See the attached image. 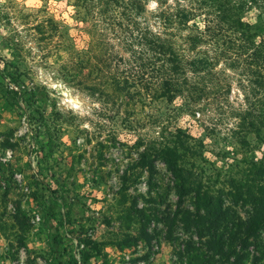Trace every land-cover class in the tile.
<instances>
[{"label": "rangeland", "instance_id": "1", "mask_svg": "<svg viewBox=\"0 0 264 264\" xmlns=\"http://www.w3.org/2000/svg\"><path fill=\"white\" fill-rule=\"evenodd\" d=\"M17 2L0 0V51L22 56L18 62L45 103L28 117L0 95V264H48L52 236L63 243L68 264H264V230L247 245L240 240L252 207L226 197L222 216L211 219L197 211L193 195L179 204L161 160L153 172L136 171L127 203L120 201L122 177L138 160L132 146L139 136L155 137L160 126L202 142L209 173L231 164L228 139L246 109L245 78L221 64L196 103L104 104L53 54L41 52L20 23L21 11L34 13L43 1ZM56 6L58 16L73 12L67 0ZM156 6L150 0L148 9ZM50 137L59 149L52 157ZM248 156L260 159L263 150ZM48 188L60 204L46 222Z\"/></svg>", "mask_w": 264, "mask_h": 264}, {"label": "trees", "instance_id": "2", "mask_svg": "<svg viewBox=\"0 0 264 264\" xmlns=\"http://www.w3.org/2000/svg\"><path fill=\"white\" fill-rule=\"evenodd\" d=\"M42 1L34 13L21 11L20 23L41 52L53 54L104 104L196 103L221 64L245 78L246 109L228 139L231 164L209 173L202 142L182 128L160 126L155 137L139 136L132 146L138 160L122 177L120 201L127 203L136 171L153 172L161 160L175 180L179 204L193 195L198 212L218 219L227 197L252 207L241 224L243 245L263 231L264 0H156L152 10L150 0H67L73 10L67 17L58 16L61 0ZM7 51H0V95L29 117L45 103L44 94L22 69V56ZM46 146V155L59 152L51 137ZM257 148L263 156L250 158ZM48 191L52 204H42L46 222L55 219L60 204L55 190ZM62 244L52 236L48 264H68Z\"/></svg>", "mask_w": 264, "mask_h": 264}]
</instances>
